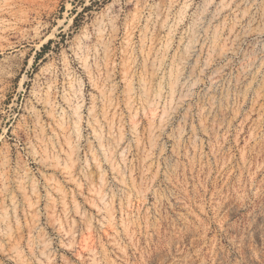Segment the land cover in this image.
I'll use <instances>...</instances> for the list:
<instances>
[{"label": "rangeland", "instance_id": "374dc122", "mask_svg": "<svg viewBox=\"0 0 264 264\" xmlns=\"http://www.w3.org/2000/svg\"><path fill=\"white\" fill-rule=\"evenodd\" d=\"M0 264H264V0H0Z\"/></svg>", "mask_w": 264, "mask_h": 264}]
</instances>
